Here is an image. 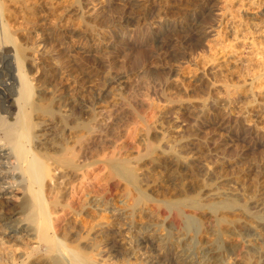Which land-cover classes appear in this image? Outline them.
Here are the masks:
<instances>
[{"label":"rangeland","instance_id":"rangeland-1","mask_svg":"<svg viewBox=\"0 0 264 264\" xmlns=\"http://www.w3.org/2000/svg\"><path fill=\"white\" fill-rule=\"evenodd\" d=\"M1 3L31 82V148L48 158L43 189L56 235L107 264H148L145 254L161 253L158 238L164 262L175 250L192 258L220 237L235 247L221 264H244L245 243H264V228L222 222L211 207L214 191L244 189L236 199L264 213L250 195L264 189V0ZM92 173L96 187L72 207L70 184ZM187 217L196 231H184ZM114 238L130 252L113 251ZM43 253L14 264H47Z\"/></svg>","mask_w":264,"mask_h":264},{"label":"bare ground","instance_id":"bare-ground-1","mask_svg":"<svg viewBox=\"0 0 264 264\" xmlns=\"http://www.w3.org/2000/svg\"><path fill=\"white\" fill-rule=\"evenodd\" d=\"M4 5L0 0V79H9H7L9 82L4 84L2 83L3 81H0V264H14V260L24 258L28 256V253H36L40 250H42V252H44L43 254L48 258L47 264H107L105 262L106 260H103L102 258L101 260L97 259L95 257L96 254L93 255L83 252L79 249L81 246L77 248L76 246L68 245L66 243L67 241L64 242L61 237L59 238L58 235H56L55 229L58 228V225L52 216L53 212L50 210L49 200L46 198L43 189L45 185L44 178L49 174L48 158L40 155L36 150L31 148L33 134L29 116V109L32 100L31 82H29V78H27L26 73L20 66V50L15 48L14 44H10L11 35L7 31V24H4L6 21L3 23L1 20V13L4 9ZM194 17H196V14ZM12 45L15 49H12V47L10 48ZM14 170H16V172H14ZM122 170H124V168ZM10 176H17L19 182H16V179L12 178L10 179L11 181L5 180V178ZM62 176L63 175H60L59 178H62ZM96 178L97 175L95 173L90 175L85 174L81 175L79 178L81 180L80 185L77 186L72 183L70 184L69 192L74 196L76 195V197L73 196L75 199L71 200L72 207H76L75 205L79 201L80 196L78 197V195L80 192L82 194L83 191H89L91 187H96L94 184ZM16 183L19 184L18 188ZM243 191L245 190L243 189ZM243 191L237 192L232 189L218 192L214 191L212 196L216 197L217 201L212 204L213 206L211 208H213L214 211L219 212L218 214L220 215L218 219L222 222H229V224L232 223L235 225L236 222L241 221L240 218L246 220V222L254 220L255 228L257 227V230L258 228L263 230L264 213L249 211L250 209L241 204L238 201L239 199H236V197L243 194ZM250 195H252L256 201H263L264 205V189L261 191L253 189ZM175 204L179 205L181 203L176 202ZM260 204L262 205V203ZM194 206L196 207V205ZM239 207L240 209L242 208L241 211L244 212L243 214H245V217L243 215H241V217V213L239 215H236L238 213H234ZM227 212H230L231 214L234 213V215L227 217ZM178 215L180 216V212H178ZM193 218L187 217L184 220V231H190V229L195 230L198 228L199 222ZM196 219L198 218L196 217ZM5 224L7 226H5ZM118 234L120 235L121 233ZM259 237L257 236L256 238L247 241V244L244 242L247 246L244 255L245 260L243 259V261H245L244 264H260L259 257L264 253V243L261 237ZM163 239L165 238H158L156 243L158 249H156L155 252L158 250L161 253L157 252L154 255L151 254L152 256L150 253L147 255L145 254L143 256L145 262L147 261L148 264H152L153 262L158 264H221L224 260V256L230 259L231 255H234L235 252L234 246L225 243L220 237H217L214 241V245L212 247L209 246L211 248L207 247L205 249L202 247L203 245L200 247L198 246L199 244L196 245L195 254H193L194 256L190 255L192 258H188L185 253L181 252L178 254L176 250L175 252L170 250L172 252L166 254V259L167 257L169 258L167 262H164L162 258L165 255L164 251L167 252L168 248L165 246V241H163ZM167 239H170V248H179V239H171L169 236H167ZM124 241V238L116 239V241L114 238V243L110 244L111 248H115L112 250L120 251V247L117 248L116 246L125 245L126 242ZM122 247V250H126L127 248L126 245ZM136 253L134 252L132 254ZM138 254L134 255L135 257L132 255L134 259L137 260V256H139ZM252 257L255 258V261L257 260L255 263L252 262ZM116 264H123V262L121 260L120 263Z\"/></svg>","mask_w":264,"mask_h":264}]
</instances>
